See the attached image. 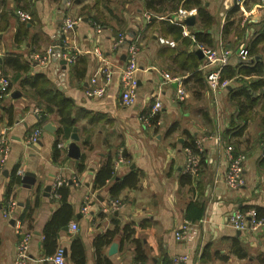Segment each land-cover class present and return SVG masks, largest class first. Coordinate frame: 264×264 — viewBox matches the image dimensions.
Segmentation results:
<instances>
[{"label": "crops", "instance_id": "1", "mask_svg": "<svg viewBox=\"0 0 264 264\" xmlns=\"http://www.w3.org/2000/svg\"><path fill=\"white\" fill-rule=\"evenodd\" d=\"M80 1L0 0V75L12 81L11 88L0 100V136L6 138L8 145L7 154L0 153V264H13L21 238L12 218L3 214L6 187L15 170L16 174L22 172L19 184L12 191L17 202L15 214L20 218L27 206L32 209L27 218L30 222H22L31 231L30 259L26 264H43L50 257L43 253V228L61 207L62 195L55 197L51 192L59 175L67 179L60 189L66 193L65 200L73 211L57 237L56 248L61 246L66 251L64 264H73L69 251L74 237H79L84 244L86 264H94L93 239L96 234L112 229L113 220L119 222L118 233L111 241L117 243V250L109 254L111 243L103 247L113 264H169L174 255L183 253L188 255L187 264H264V218L256 228L247 230L236 229L228 222L230 212L235 209L259 208L264 212L263 99L253 107L244 133L238 138L228 136L226 131L232 114L227 99L229 87L215 93L206 89L195 96L183 82L191 74L190 70L175 68L163 52L167 47L182 44L181 38L172 40L173 45L159 41V37L172 38L158 24L161 20L173 23L172 14L151 19L142 0H135L122 10L126 26H120L115 15L120 14L113 10L116 19L108 26L102 25L98 33L94 29L97 22L87 16H82L73 30L62 33V19L78 14L82 5L94 0ZM205 2L216 17L211 31L218 36L220 26L235 5L233 0ZM17 10L29 14L25 20L27 32L21 41L15 40L17 29L24 22ZM145 13L150 15L149 20ZM235 14L241 18L239 30L246 20L256 22L264 15L260 8L252 9L251 0ZM196 20L195 17L194 24H186L188 32L192 33ZM245 32L250 34L252 29L248 26ZM182 37L192 40L187 49H198L193 37ZM242 40L238 45L243 44ZM56 41L63 42L65 52L87 58L84 75H75L74 61L67 62L63 69L52 55L41 59ZM131 42L139 47L135 72L138 85L135 101L124 105L120 101V72ZM17 59L27 64L26 71L13 67ZM237 60V54L233 53L229 62ZM172 67L174 70H169ZM34 73L45 74L74 100L76 122L69 136L60 137L57 142L61 144L57 161L52 156L58 139L57 116L37 105L34 90L23 89L13 80L16 76L22 78ZM164 73L177 79H165ZM93 76L97 86L104 87L101 96L87 94ZM180 84L186 95L177 100L175 90ZM14 90L19 91L15 97L11 96ZM156 100H160L161 106L151 115ZM34 130H39L38 140L28 141ZM191 139L202 150V162L196 174L190 173L188 182H181L188 175L185 145ZM71 142L79 148L78 157L68 155ZM229 146L233 154L241 152L246 156L245 184L237 190L229 189L225 182ZM81 155H84V167L79 170ZM109 155H114L115 161L123 157V161L104 186L94 188L95 174ZM131 170L139 173L137 186L111 194L114 181ZM27 172L30 179L35 177L29 186L21 180ZM114 198L120 201V206L112 211L106 205ZM83 207H87L86 212ZM185 223L189 225L188 231L178 242L173 231ZM71 224L76 228L72 229ZM125 225L128 230L122 231ZM138 248L144 254L142 262L136 259Z\"/></svg>", "mask_w": 264, "mask_h": 264}, {"label": "trees", "instance_id": "2", "mask_svg": "<svg viewBox=\"0 0 264 264\" xmlns=\"http://www.w3.org/2000/svg\"><path fill=\"white\" fill-rule=\"evenodd\" d=\"M76 3H81L80 0H73ZM128 0H94L91 4H84L78 12V16H87L91 21L99 23L101 26L110 25V20L116 19L120 22V26H126V21L122 16L123 5ZM206 0H142L145 11L150 12L152 18L154 16L170 15L177 10L178 7L184 8L196 7V24L191 27L193 35V42L198 46L215 47L214 33L211 31L212 26L217 22L216 17L210 12ZM122 6V7H121ZM103 8L106 9L107 13L103 12ZM113 10L120 12L118 14H112ZM240 7L235 6L229 11L224 24L221 27L222 38L226 39V36H235L233 39L225 40L229 42V45H234L241 42L242 47L245 48L248 55L247 58L238 60L234 63L229 62L222 68L221 78L229 79V89L227 92V99L231 106L234 108V112L231 114L228 129L226 133L229 135H235L237 138L240 137L245 128L247 127L248 121L252 115V109L257 103L263 99L264 101V59L259 57L255 59V56H262V50L264 51V15L256 22L246 20L244 25L239 30L240 17L235 12H239ZM264 14V12H263ZM155 21V20H154ZM168 21V20H167ZM166 20L158 21L161 25L162 30L165 34L171 35L172 38H168L176 41L181 38L182 44H177L174 47H167L163 49V52L170 58L173 65L178 70H190L191 74L183 80L186 86L193 92L195 96H198L201 91L207 89L205 81L206 70L203 69V57L199 58L195 49H187L188 45L192 41L190 38L182 37V27ZM252 29V33L248 36L246 29L247 27ZM27 27L26 21L22 22L17 29L15 34V40L21 41L26 35ZM166 37V36H164ZM192 43V42H191ZM241 45H238L233 49L236 51ZM61 52L65 51L61 48ZM87 64V58L85 56L75 57L72 69L75 75L82 76L85 73ZM13 67L17 70L26 71L28 69L27 64L20 60H15ZM174 67L170 70H174ZM183 72V71H182ZM181 72V73H182ZM13 80L18 81L21 88L34 90L36 96L37 105L47 111V113H54L58 119V129L56 140L53 148V160L57 161L60 156V148L58 143L60 137H68L75 122L74 116V100L67 96L62 90H60L52 81L43 73H34L25 75L24 77L16 76ZM12 81L9 80L8 91L11 88ZM183 86V85H182ZM228 87V86H227ZM231 87V88H230ZM7 91V92H8ZM5 92L4 94H6ZM4 94H0L1 97ZM262 109L264 110V102ZM9 111H12L10 109ZM43 116V115H42ZM44 117L42 118V120ZM264 119V118H263ZM41 120V121H42ZM186 148L191 151H197V146L194 140H190L186 143ZM114 155H109L105 162L100 166L95 174L94 188H99L107 183V180L113 177L114 173ZM202 156L200 160L202 162ZM84 155H81L80 162L78 164L79 170L84 167L83 164ZM188 175L182 177L181 182H188L190 179V172ZM139 181V173L136 170H131L129 174L120 180L114 181L110 187L111 194H117L124 188H135ZM20 176L16 174V170L11 173L9 183L7 184L5 191V205L8 199L12 196L14 187L19 184ZM58 192L61 196V207L56 211L51 219H49L43 228V253L44 256H51L57 245V237L60 232L67 225L68 220L72 216V207L65 200L66 193L63 188H58ZM115 199V198H114ZM32 209L29 206L24 212L20 214L22 222H30ZM257 217L260 219L264 218V212L256 208ZM102 215V214H101ZM114 227L107 229L101 233L96 234L93 239V247L95 249V262L94 264H113L111 259L107 257L103 252V247L111 243L113 238L118 233L119 222L113 220ZM28 227H31L29 225ZM127 226L122 228V231H126ZM136 259L143 261L144 254L138 248L136 250ZM69 260L73 264H86L85 248L82 240L79 237H74L70 244ZM43 264H50L48 260L43 261Z\"/></svg>", "mask_w": 264, "mask_h": 264}, {"label": "built area", "instance_id": "3", "mask_svg": "<svg viewBox=\"0 0 264 264\" xmlns=\"http://www.w3.org/2000/svg\"><path fill=\"white\" fill-rule=\"evenodd\" d=\"M247 0H233V4L235 6H239L243 9L244 3ZM252 9L260 8L264 12V0H251ZM197 9L196 7L184 8L182 6L178 7L175 12L172 13L170 19L174 24L180 25L182 27V35L193 37L192 33L188 32L185 28L186 23L184 21L185 18L191 15L196 16ZM17 15L21 21L27 20L29 14L23 12L21 10H17ZM145 17L147 20L150 19V15L145 13ZM81 21L80 16L69 17L65 16L61 22V32L67 33L70 30H73L75 25ZM95 32H100L102 27L100 24H94ZM122 34H119L121 37ZM160 42L174 44L172 40H168L163 37H159ZM58 48H66V46L60 42H58ZM55 49V43L49 47L46 53L42 56V60L49 59L53 54ZM198 49L202 51L203 57V69L206 70L205 73V81L208 91L215 93L219 89L226 88L229 84V79L221 78L222 68L229 63V59L233 54V50L224 46L222 42L217 43L215 47H207V46H198ZM138 44L136 42H131L127 46V55H126V63L121 69L120 72V81H121V92H120V101L124 105L132 104L136 98V91L138 85V79L136 78L135 72L137 70V54H138ZM96 51V50H95ZM69 53V54H68ZM61 52V58H65L67 62H73L76 57L75 52ZM97 54L100 55L99 51H96ZM235 53L238 58L245 59L247 58V51L244 47H239ZM163 77L168 80H176L177 78H172L168 74H163ZM9 86V80L7 77L0 75V94H4L7 92ZM176 99L181 100L186 95V90L180 84L176 87ZM87 94L94 96H101L104 94V87L97 86V79L95 76L91 78V85L87 89ZM161 106L160 100H156L151 108V115L158 111ZM37 114L40 115V111H37ZM39 130H34L29 136L28 141L36 142L38 139ZM61 144H58V147ZM8 151V145L6 142V138L2 135L0 136V153L5 156ZM232 147H228V162L227 168L225 172V182L229 189L237 190L241 188L245 184V176L243 174L245 154L244 153H232ZM202 154V150L199 146H197V151L193 152L187 148V158H186V171L192 174H196L200 167V156ZM123 161V157H119L117 161L114 162V169L118 166L119 163ZM18 175H21V170L17 172ZM67 181L63 176L59 175L53 182L51 186L52 195L55 197H59L58 188ZM109 209L116 210L120 206V201L117 199H111L106 205ZM17 210V202L13 196H11L6 205H4L3 214L4 216L11 217L14 222V227L17 230V233L21 234V238L16 245L15 252V260L13 264H26L30 259L29 256V246L31 239V231L22 224L19 216L15 214ZM83 211H87V207H83ZM228 222L234 226L236 229L247 230L250 228H256L257 225L262 223V219L257 217V211L255 208H249L247 210L235 209L230 212L228 216ZM188 223H185L173 231L174 238L176 241H181L184 239L185 234L188 231ZM71 228L75 229L76 226L71 224ZM48 261L52 262V264H64V248L58 246L55 252L48 258ZM188 263V255L186 253L176 254L174 255L169 264H187Z\"/></svg>", "mask_w": 264, "mask_h": 264}, {"label": "water", "instance_id": "4", "mask_svg": "<svg viewBox=\"0 0 264 264\" xmlns=\"http://www.w3.org/2000/svg\"><path fill=\"white\" fill-rule=\"evenodd\" d=\"M64 1L67 2V1H70V0H64ZM195 17H196L195 15L188 16L187 18L184 19V21H185L186 24L192 25L195 22ZM57 44L58 43L56 41L55 42V51L53 52L52 56H53V59L57 60L59 62V64L62 66V68L65 69V66L67 64V60L65 58H60V49L58 48ZM196 52H197L199 58H202V51L200 49H197ZM259 57H262L264 59V56H260V55L255 56V59H259ZM0 61H1V59H0ZM18 93H19V91L14 90V91L11 92V96L15 97ZM45 127L48 129L50 127V125L47 124ZM68 155L72 156V157H78L79 156V148H78V146L76 145L75 142H71L68 145ZM29 174L30 173L27 172V173H25L24 176H21V180L23 182H27L28 186H29V183H31V184L34 183V180H35V177H34V179H30L29 178ZM46 189L49 190L50 186H47ZM11 221L13 222V219ZM116 250H117V243L116 242L111 243V245L109 247V250H108L109 254H113ZM64 256H66V251L65 250H64Z\"/></svg>", "mask_w": 264, "mask_h": 264}, {"label": "rangeland", "instance_id": "5", "mask_svg": "<svg viewBox=\"0 0 264 264\" xmlns=\"http://www.w3.org/2000/svg\"><path fill=\"white\" fill-rule=\"evenodd\" d=\"M115 1V0H114ZM133 1H135V0H128V1H126V3L123 5V10H124V8H125V5L127 4V3H131V2H133ZM92 2V1H91ZM122 7V6H121ZM119 11V10H118ZM118 11H116V12H118ZM119 14H120V12H118ZM122 13H123V11H122ZM121 13V14H122ZM75 17V16H78V14H73V15H70V17ZM122 16H124L123 14H122ZM111 22H109V24H111L112 23V20H110ZM223 25V24H222ZM213 27V26H212ZM221 27L222 26H220V30H222L221 29ZM214 28H215V25H214ZM219 28V27H218ZM239 29V28H238ZM213 30V29H212ZM248 31H251L250 29L248 30ZM250 34H251V32H250ZM250 34H248V36L250 35ZM215 36V35H214ZM219 36V37H218ZM218 36H215L214 38V40H216V38H217V43H219V40H220V42H222V44L224 45V46H226V47H228V48H230L231 50H233L236 46H237V44H239V43H236V44H234V45H229V42H226L225 40H228V39H230L229 37H230V35H228V36H226V39H223L222 38V31L220 32V34H218ZM235 37V36H234ZM242 46V45H241ZM233 53H235V51H233ZM236 55H233V58H235L236 59V57H235ZM168 68V67H167ZM168 70V69H167ZM170 70V69H169ZM231 83V81L229 80V84ZM229 84H228V86H229ZM230 104V103H229ZM230 106H231V104H230ZM231 112L233 113L234 112V108L231 106Z\"/></svg>", "mask_w": 264, "mask_h": 264}]
</instances>
